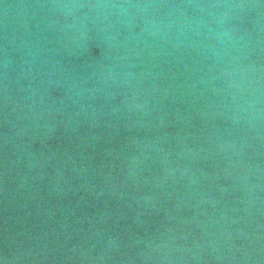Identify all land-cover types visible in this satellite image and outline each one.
I'll return each instance as SVG.
<instances>
[{"label": "water", "instance_id": "1", "mask_svg": "<svg viewBox=\"0 0 264 264\" xmlns=\"http://www.w3.org/2000/svg\"><path fill=\"white\" fill-rule=\"evenodd\" d=\"M0 264H264V0H0Z\"/></svg>", "mask_w": 264, "mask_h": 264}]
</instances>
